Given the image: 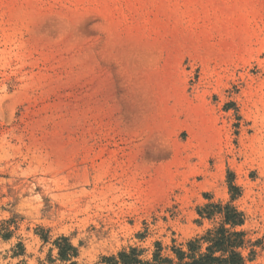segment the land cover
I'll return each mask as SVG.
<instances>
[{
  "label": "rangeland",
  "instance_id": "1",
  "mask_svg": "<svg viewBox=\"0 0 264 264\" xmlns=\"http://www.w3.org/2000/svg\"><path fill=\"white\" fill-rule=\"evenodd\" d=\"M229 183L264 264V0H0V264L174 259Z\"/></svg>",
  "mask_w": 264,
  "mask_h": 264
},
{
  "label": "trees",
  "instance_id": "2",
  "mask_svg": "<svg viewBox=\"0 0 264 264\" xmlns=\"http://www.w3.org/2000/svg\"><path fill=\"white\" fill-rule=\"evenodd\" d=\"M231 201L226 204H209L199 210L201 219L212 221L220 218L218 227L209 230L203 237L191 240L187 250L173 248L175 258L162 257L161 245L151 260L142 258L143 252L132 248L120 252L117 256L103 258L105 264H246L243 251L250 245L245 231L238 230L246 224V215L240 211L234 201L241 196V191L234 183H229ZM55 245L59 250V258L69 262L78 257V250L67 238H59ZM253 246V245H252ZM252 251L249 257L252 258Z\"/></svg>",
  "mask_w": 264,
  "mask_h": 264
}]
</instances>
